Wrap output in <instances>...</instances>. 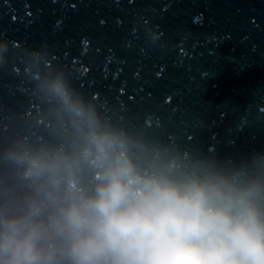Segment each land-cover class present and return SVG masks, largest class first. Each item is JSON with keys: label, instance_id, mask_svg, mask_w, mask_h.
<instances>
[{"label": "clouds", "instance_id": "obj_1", "mask_svg": "<svg viewBox=\"0 0 264 264\" xmlns=\"http://www.w3.org/2000/svg\"><path fill=\"white\" fill-rule=\"evenodd\" d=\"M23 64L36 104L0 142V264H264V152L181 149L98 110L46 47Z\"/></svg>", "mask_w": 264, "mask_h": 264}, {"label": "water", "instance_id": "obj_2", "mask_svg": "<svg viewBox=\"0 0 264 264\" xmlns=\"http://www.w3.org/2000/svg\"><path fill=\"white\" fill-rule=\"evenodd\" d=\"M0 40V142L36 104L23 53L46 47L114 121L219 160L264 152V0H0Z\"/></svg>", "mask_w": 264, "mask_h": 264}]
</instances>
